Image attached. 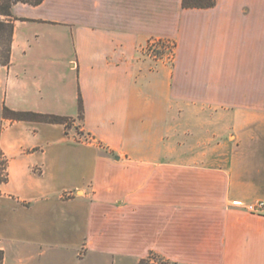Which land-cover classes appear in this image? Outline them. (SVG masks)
I'll return each mask as SVG.
<instances>
[{
    "label": "crops",
    "instance_id": "obj_1",
    "mask_svg": "<svg viewBox=\"0 0 264 264\" xmlns=\"http://www.w3.org/2000/svg\"><path fill=\"white\" fill-rule=\"evenodd\" d=\"M11 13L0 108L71 124L0 130L2 264H264V0Z\"/></svg>",
    "mask_w": 264,
    "mask_h": 264
},
{
    "label": "trees",
    "instance_id": "obj_2",
    "mask_svg": "<svg viewBox=\"0 0 264 264\" xmlns=\"http://www.w3.org/2000/svg\"><path fill=\"white\" fill-rule=\"evenodd\" d=\"M42 0H0V16H3V18H0V37L3 35V31H8V46L6 48V55L5 60L3 62L7 61L8 54H9V42L12 34V23L10 17H12L11 8L16 3H29L32 5H37ZM216 0H182V6L185 8H209L214 6ZM78 109H79V115L78 117H82L83 112V103L81 98L79 97L78 100ZM5 111L7 112L6 117L13 119V120H35L39 122H47V123H61L65 125L71 124V119L67 116H61L57 114H49V113H39V112H33V111H20V110H12L8 107H5ZM7 175L5 176V179L2 181V183L6 182ZM153 257H155L152 254ZM3 260V251L0 249V264H2ZM140 264H150L148 261L142 260Z\"/></svg>",
    "mask_w": 264,
    "mask_h": 264
},
{
    "label": "rangeland",
    "instance_id": "obj_3",
    "mask_svg": "<svg viewBox=\"0 0 264 264\" xmlns=\"http://www.w3.org/2000/svg\"><path fill=\"white\" fill-rule=\"evenodd\" d=\"M8 38H9L8 31L4 30L3 35L0 37V61L1 62L5 60V55H6L5 51L8 46ZM16 106L17 107H11V105H7L9 109L21 110V108H23V105H16ZM5 107L6 106H3L0 108V130L5 126L7 121L10 120V118L6 117L7 112L5 111ZM6 175H7L6 161L0 150V185L2 184V181L5 179ZM157 264H160V263H157Z\"/></svg>",
    "mask_w": 264,
    "mask_h": 264
},
{
    "label": "built area",
    "instance_id": "obj_4",
    "mask_svg": "<svg viewBox=\"0 0 264 264\" xmlns=\"http://www.w3.org/2000/svg\"><path fill=\"white\" fill-rule=\"evenodd\" d=\"M155 44L156 43L151 44V47L157 48ZM169 51H170V48H169ZM244 209L250 213H255V214L264 213V201L257 200V201L248 202L244 205Z\"/></svg>",
    "mask_w": 264,
    "mask_h": 264
}]
</instances>
